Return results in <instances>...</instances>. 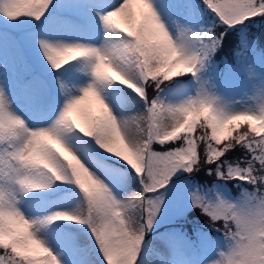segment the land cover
<instances>
[{"label": "snow or ice", "instance_id": "snow-or-ice-1", "mask_svg": "<svg viewBox=\"0 0 264 264\" xmlns=\"http://www.w3.org/2000/svg\"><path fill=\"white\" fill-rule=\"evenodd\" d=\"M184 5L181 17L173 15L174 0H0V264H78L62 230L48 231L57 222L87 225L100 264H152L150 256L172 264L170 252L150 248L145 236L164 204L162 190L171 191L177 172L191 175L202 166L252 189L215 202L189 193L193 208L213 224L223 221L215 231L225 247L208 264H264V63L249 58L254 46L241 35L229 71L249 84L243 104L210 78L227 30L264 17V0ZM196 12L224 30H196ZM28 26L41 66L53 74L51 86L20 47ZM72 62L78 67H65ZM184 77L191 78L187 88ZM20 95L31 116L17 108ZM141 102L143 113H125ZM237 149L244 154L229 161ZM125 166L140 181L131 195ZM54 184L78 190L74 211L44 214V196L29 197Z\"/></svg>", "mask_w": 264, "mask_h": 264}, {"label": "rangeland", "instance_id": "rangeland-1", "mask_svg": "<svg viewBox=\"0 0 264 264\" xmlns=\"http://www.w3.org/2000/svg\"><path fill=\"white\" fill-rule=\"evenodd\" d=\"M175 11L173 15L184 17L185 13L184 0H174ZM202 3V0H193V4ZM135 7H139L134 5ZM159 10V9H158ZM195 15L199 19L198 31L203 32L209 28H214V31H218L219 26H215L214 17L205 13L196 12ZM3 18L0 17V20ZM94 19V17H93ZM34 27L28 26L22 30L18 37L20 47L23 48L30 56L33 66L36 70L48 81L51 86L53 83V74L50 69L45 66H41L42 57H39L35 49V40L32 36ZM100 38L102 39V33ZM251 54V56H249ZM248 56L250 59L257 63H264V59L260 53H257L256 49L251 50ZM220 56L218 55V48L215 51L212 62L214 68L211 70L210 78H214V82L217 85L220 92L225 97H233L235 101L243 104L245 101L244 92L249 88L248 82L245 80L243 75L236 74L229 71V66L235 68L234 64L227 63L225 71L222 72L218 67V61ZM79 62H72L71 65H66V68H76ZM78 75H81L78 73ZM191 78H181L182 86L187 88L188 81ZM84 82V78H81L80 83ZM155 95V93H154ZM154 95L148 93L149 99ZM251 98V97H248ZM92 103L91 101L85 102ZM30 101L23 95H20L16 99V106L19 111L26 116H31L32 112L29 110ZM143 103L129 104L125 109L127 115H135L137 113H143ZM95 114V113H94ZM77 115L74 113V116ZM143 126V122L141 121ZM246 127V126H245ZM197 128V134L199 133ZM235 135V133H234ZM157 148L154 145V150H164L162 146L158 145ZM175 146L173 145H169ZM236 161V160H234ZM187 172L182 170L177 172L173 177L172 185H170L171 191L164 192L162 195L164 198V204L161 207L160 214L157 218V222L153 227V230L147 233L145 236L146 243L150 248H154L158 252H170L172 264H208L210 259L215 258L218 251L225 247L223 237L216 232L217 236H214L212 232L203 228L188 227L182 225L176 226V222H182L183 220H193L190 216L199 214V208H193L191 206V198L189 193L195 192L198 195L204 197L208 202H215L217 197H228L232 200L238 198L239 195H233L225 185L217 184L214 187L200 186L197 181L193 178H189ZM125 192L127 195H131L141 190L140 181L135 177V173L131 172L130 169L125 166ZM175 185V187H173ZM75 190L73 185H65L61 189L56 190L54 184L52 188L47 189L44 193H30L29 197L33 195H42L47 204L44 214H50L54 211H67L72 212L77 206L78 199L73 196ZM251 191V190H249ZM28 199L27 197L25 198ZM22 210L25 211L26 215L32 216L33 210L27 205H22ZM190 218V219H188ZM56 227H59L61 232V241L68 247L73 258L82 264H100L101 258L98 256V250L95 248L94 240L92 239L90 231L87 229V225L72 224L70 222H57L56 225H49L48 231H52ZM45 239H47V232L38 233ZM167 238L168 243L165 242ZM50 246L60 256L61 261L65 259L64 254L60 251V248L53 245L50 242ZM152 264H156L157 257H149Z\"/></svg>", "mask_w": 264, "mask_h": 264}, {"label": "trees", "instance_id": "trees-1", "mask_svg": "<svg viewBox=\"0 0 264 264\" xmlns=\"http://www.w3.org/2000/svg\"><path fill=\"white\" fill-rule=\"evenodd\" d=\"M223 30L224 29L219 26L216 33L218 34ZM241 35L247 37V39L253 44L257 53H260L264 59V17H259L254 21L248 22L246 27L237 26V29L235 30H227L226 36L223 38L221 45L218 47V55L220 56V59L217 65L222 72L225 71V66L227 63H235L236 48L237 45L241 42ZM249 56H251V54H249ZM148 93L154 95V91L152 90V88L148 89ZM155 146L159 148L158 145ZM243 154L244 153L242 149H237L236 151L229 153L226 158L229 161H234L238 160L239 157H241ZM211 167L214 168L215 165H212ZM186 176H188L189 178H193L195 181H197L196 183L204 187H214L217 184L225 185V188L235 196L241 193L242 187L248 188V190H252L250 185H240L236 181L218 180L215 173H213L212 175L208 174V166H202L198 171H195L191 175L189 174ZM190 218L193 220H183L182 222H176V226L182 225V228H184V226L196 228L205 227L204 229L214 233V236H217L215 228H223V221L213 224L208 219V217L202 215L201 212H199V214L190 216Z\"/></svg>", "mask_w": 264, "mask_h": 264}, {"label": "bare ground", "instance_id": "bare-ground-1", "mask_svg": "<svg viewBox=\"0 0 264 264\" xmlns=\"http://www.w3.org/2000/svg\"><path fill=\"white\" fill-rule=\"evenodd\" d=\"M135 7V6H134ZM95 19V18H94ZM33 30H35V28L33 29Z\"/></svg>", "mask_w": 264, "mask_h": 264}]
</instances>
